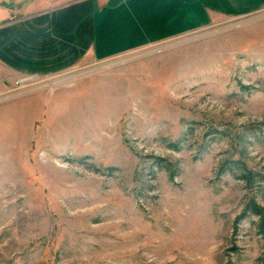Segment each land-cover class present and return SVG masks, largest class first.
<instances>
[{"label": "rangeland", "instance_id": "obj_1", "mask_svg": "<svg viewBox=\"0 0 264 264\" xmlns=\"http://www.w3.org/2000/svg\"><path fill=\"white\" fill-rule=\"evenodd\" d=\"M253 205L264 8L57 76L0 72V264H264Z\"/></svg>", "mask_w": 264, "mask_h": 264}, {"label": "crops", "instance_id": "obj_2", "mask_svg": "<svg viewBox=\"0 0 264 264\" xmlns=\"http://www.w3.org/2000/svg\"><path fill=\"white\" fill-rule=\"evenodd\" d=\"M264 8V0H0V72L57 76Z\"/></svg>", "mask_w": 264, "mask_h": 264}, {"label": "trees", "instance_id": "obj_3", "mask_svg": "<svg viewBox=\"0 0 264 264\" xmlns=\"http://www.w3.org/2000/svg\"><path fill=\"white\" fill-rule=\"evenodd\" d=\"M251 210H252V212L255 214V215H257V216H259L262 220H260V223L258 224V233L262 236V238L264 239V217H263V211L259 208V207H257V206H255V205H253L252 207H251Z\"/></svg>", "mask_w": 264, "mask_h": 264}]
</instances>
